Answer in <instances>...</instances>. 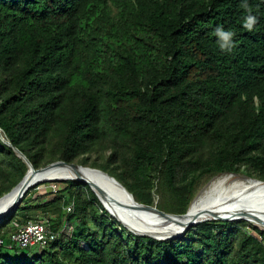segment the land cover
<instances>
[{"label":"trees","instance_id":"obj_1","mask_svg":"<svg viewBox=\"0 0 264 264\" xmlns=\"http://www.w3.org/2000/svg\"><path fill=\"white\" fill-rule=\"evenodd\" d=\"M243 3L0 0V198L27 172L17 153L34 170L107 153L96 168L170 215L186 213L202 179L264 182V0ZM218 25L235 33L230 53ZM29 192L0 240L43 217L57 238L0 247V264H264V230L245 221L157 241L109 217L85 185L65 181L32 204Z\"/></svg>","mask_w":264,"mask_h":264},{"label":"bare ground","instance_id":"obj_2","mask_svg":"<svg viewBox=\"0 0 264 264\" xmlns=\"http://www.w3.org/2000/svg\"><path fill=\"white\" fill-rule=\"evenodd\" d=\"M80 175L95 187L103 207L113 219L143 237L158 240L175 235L190 220L216 221L218 217L243 216L264 227V185L239 177L223 175L210 181L192 200L185 218L179 219L137 209L134 200L96 171L81 170ZM41 178L53 182L56 179L71 181L75 177L68 168L61 167L46 172ZM15 197L16 191L0 207L9 205Z\"/></svg>","mask_w":264,"mask_h":264},{"label":"water","instance_id":"obj_3","mask_svg":"<svg viewBox=\"0 0 264 264\" xmlns=\"http://www.w3.org/2000/svg\"><path fill=\"white\" fill-rule=\"evenodd\" d=\"M16 152V151H15ZM17 153V152H16ZM17 157L20 158L23 163L26 165L27 167V172L25 173L24 177L22 178V180L7 194L3 195L0 198V206L1 203L7 199L8 197H10L14 191H16V197L14 198V200L7 206L4 207H0V223L3 222L4 220H6L9 216H11L13 214V212H15L18 208V206L20 205V203L22 202L24 196L27 194V192H29L30 189L40 185V184H44L50 181L44 180L41 177L43 176V174H45L46 172L55 169V168H68L72 174L74 175V179H72V182H76L78 184H82L87 186L91 192L95 195V197L98 199V201L100 202V204L102 205L99 196L96 193V189L95 187L89 185L80 175V171L81 170H89V171H96L99 174H101L105 179L109 180L111 183H113L114 185L118 186L131 200H134L133 196L113 177L109 176L107 173L101 171V170H97V169H91V168H87V167H82V166H78L75 164H67L65 162H55L52 163L50 165H47L43 168H40L38 170H34L31 165L25 160L24 157H22L21 155H19L17 153ZM225 175H229V176H234V177H239L238 174H225ZM223 176V175H220ZM239 178L242 179H246L248 181H252L255 182L256 184H261L264 185L263 181L254 179V178H250L247 176H240ZM53 182H65V180H52ZM115 203V202H114ZM134 203L136 204V208L141 210V211H145V212H151V213H156L164 218H170V217H174V218H179V219H184L186 214L188 213V209L186 211V213L184 215H170V214H166L164 212L159 211L157 208L155 207H151V206H145V205H141L139 203H137L134 200ZM103 206V205H102ZM103 209L105 210V208L103 207ZM106 211V210H105ZM107 212V211H106ZM107 214L109 215V213L107 212ZM111 217V215H109ZM255 217V216H253ZM113 218V217H111ZM256 218V217H255ZM212 219H194V220H190L188 221L186 224L183 225V227L181 228V230L176 233L173 236H168V237H164V238H159L157 241H169V240H177L180 239L187 231H189L192 227H195L199 224H203V223H209V222H213L210 221ZM216 221H221V222H239V221H245L247 223H250L252 225H254L255 227L259 228V229H263L264 227L261 226L260 224L256 223L253 219H247L245 217H228V218H222V217H218L215 218ZM119 224H121L120 221L116 220ZM215 222V221H214ZM122 225V224H121ZM125 229H127L124 225H122ZM128 230V229H127ZM129 231V230H128ZM131 232V231H129ZM132 233V232H131ZM135 236L138 237H143L142 235H138L135 233H132ZM154 239V238H151ZM156 240V239H154Z\"/></svg>","mask_w":264,"mask_h":264},{"label":"built area","instance_id":"obj_4","mask_svg":"<svg viewBox=\"0 0 264 264\" xmlns=\"http://www.w3.org/2000/svg\"><path fill=\"white\" fill-rule=\"evenodd\" d=\"M74 204L65 208L67 213L72 212ZM14 231L7 240H0V247H4L11 253H19L25 250L38 248L45 249L57 238L49 228V221L45 217L38 221H28L23 225L14 224Z\"/></svg>","mask_w":264,"mask_h":264},{"label":"rangeland","instance_id":"obj_5","mask_svg":"<svg viewBox=\"0 0 264 264\" xmlns=\"http://www.w3.org/2000/svg\"><path fill=\"white\" fill-rule=\"evenodd\" d=\"M107 157H108V154L107 153L102 154V155H97V154H94V153L93 154H90V155H86L84 157V159H86V162H87L86 167L87 168H91V169H97V170H99L98 168H96L95 165H103V164H105V160H106ZM79 160H76L72 164H75V165L80 166ZM238 176L239 177L240 176H243V174H238ZM216 177H219V176H216ZM216 177L202 179L198 183L197 187L195 188L193 199L200 193V191L205 186H207L209 184L210 181H212ZM44 184H45L44 187H38V188H36V189H34V190H32V191L29 192V194L27 195V200H26V203L27 204H32L33 202H35V199H37L39 196L46 195L48 192L54 193V192L60 190L61 188H63V182H50V183H44ZM157 205H158V198H154L153 205L151 207L157 208ZM71 228L72 227L69 228L70 231H71Z\"/></svg>","mask_w":264,"mask_h":264},{"label":"clouds","instance_id":"obj_6","mask_svg":"<svg viewBox=\"0 0 264 264\" xmlns=\"http://www.w3.org/2000/svg\"><path fill=\"white\" fill-rule=\"evenodd\" d=\"M242 7L246 9L248 8L247 0H244ZM255 23H256V17L249 14L244 18L243 27L250 31ZM214 35L217 38L218 48L222 52L230 53L233 50V48L236 46L235 41L233 39L235 33L232 32L231 30H225L223 26L218 25L214 29Z\"/></svg>","mask_w":264,"mask_h":264}]
</instances>
